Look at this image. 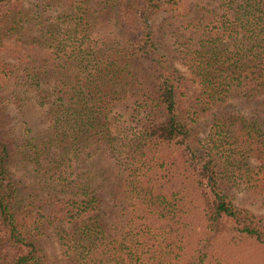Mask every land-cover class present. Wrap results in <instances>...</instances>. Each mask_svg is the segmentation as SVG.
Wrapping results in <instances>:
<instances>
[{"label":"trees","instance_id":"1","mask_svg":"<svg viewBox=\"0 0 264 264\" xmlns=\"http://www.w3.org/2000/svg\"><path fill=\"white\" fill-rule=\"evenodd\" d=\"M22 1L0 0V53L11 38L41 63L29 74L19 57L0 97L20 112L36 100L50 126L43 141L0 129V264H46L51 228L64 264H180L193 210L205 232L185 264H210L222 237L264 245V220L226 190L264 202V0H59V20H17ZM107 1L113 19L100 20ZM234 99L263 113L202 132V115ZM27 145L56 157L37 191L15 178Z\"/></svg>","mask_w":264,"mask_h":264},{"label":"rangeland","instance_id":"2","mask_svg":"<svg viewBox=\"0 0 264 264\" xmlns=\"http://www.w3.org/2000/svg\"><path fill=\"white\" fill-rule=\"evenodd\" d=\"M106 1V0H105ZM20 8L16 10V13H20L18 16L14 15L15 19L19 20H59V0H23L20 4ZM95 6V0L90 5ZM111 1H107L106 5L98 7L102 9V12L97 16L100 20H112L113 13L111 11ZM179 12L185 14L187 12L186 6H181ZM17 43L11 39H5L4 50L0 53V84L7 81V76L10 74L11 69L15 70L19 57L23 60L20 62V67H28L30 65L31 70L29 74H34L33 66L38 67L41 63V55L32 53H26L16 47ZM20 53V54H19ZM17 58V59H16ZM33 65V66H31ZM180 66V65H179ZM189 80L186 84L188 100L194 102L201 88L199 82L189 76L190 74L186 69L182 68ZM8 86V84H7ZM5 86L4 89L7 87ZM3 92V88H2ZM0 97V129L6 131L13 138L21 142L22 138L30 140L31 138L45 140L48 135L49 118L45 109L38 106L36 100H32L24 106V111L20 112L16 105L10 104L8 94L10 92L5 91ZM258 102V101H257ZM254 100L247 99H234L212 109L209 113L202 115L200 119V126L202 132H208L213 122L223 116L233 115L238 113H244L250 115L252 112L263 113V107H259L258 103ZM39 141V140H36ZM41 142V141H39ZM28 156H15L14 161V173L16 180L20 181L29 190L37 191V189H43L40 183H44L47 176L45 174L49 171V160L56 157L50 154H45L40 160L35 159L34 148L31 145H27ZM39 146V144H38ZM20 149V148H18ZM180 153L172 152L168 150L165 153ZM36 160V161H34ZM52 171V170H51ZM191 189V188H190ZM194 190V188H192ZM48 190H41L42 197H47L50 193ZM229 197L234 203L242 208L249 209L255 215L261 217L264 220V202L261 198L253 195L245 187H227ZM189 218V219H188ZM186 217L185 230L181 232L182 239L186 245V251L179 260L180 264H185L186 261L192 256L194 250L197 247L199 239L205 232V217L203 213L198 214L193 210L189 217ZM191 221V224L189 225ZM45 256L46 264H64L62 262V248L57 239V231L54 228L48 230L47 235L41 242ZM210 264H264V245L258 244L251 240H243L238 244H233L230 239L222 237L216 246L215 259Z\"/></svg>","mask_w":264,"mask_h":264}]
</instances>
